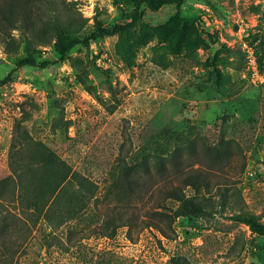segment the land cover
<instances>
[{
    "label": "rangeland",
    "instance_id": "obj_1",
    "mask_svg": "<svg viewBox=\"0 0 264 264\" xmlns=\"http://www.w3.org/2000/svg\"><path fill=\"white\" fill-rule=\"evenodd\" d=\"M65 1L76 2L87 31L95 19L125 21L129 9V0ZM174 12L172 4L140 6L139 25L147 32L135 31L130 67L116 52L115 36H105L70 51L78 70L43 48L45 67H20L0 83V180L11 174V147L22 146L25 131L97 187L78 216L56 219L53 230L27 223L9 205L17 226L5 237L7 248L0 246V264H172L175 257L188 264L264 263V236L232 218L244 210L264 222V0H183V35L174 29ZM16 56L0 44V78ZM211 60L223 76L220 84L209 78ZM77 75H85L88 86ZM158 134L190 136L197 151L220 135L229 141L225 171L201 166L213 187L219 183L229 194L224 210L174 220L172 211L112 189L119 157ZM210 194L219 199L216 188ZM157 197L154 189L152 201ZM123 204L128 222H110L109 235L108 209Z\"/></svg>",
    "mask_w": 264,
    "mask_h": 264
},
{
    "label": "trees",
    "instance_id": "obj_2",
    "mask_svg": "<svg viewBox=\"0 0 264 264\" xmlns=\"http://www.w3.org/2000/svg\"><path fill=\"white\" fill-rule=\"evenodd\" d=\"M143 4L152 10L172 4L175 8L172 17L174 29L179 35L185 33L188 21L181 14L183 0H129L125 21L103 24L95 19L92 31L86 30L87 19L77 9L75 1L0 0V44L5 53L17 54L13 69L0 78V83L9 81L11 72L20 67H45L49 61L39 60L43 48H51L56 62L68 60L78 70L81 63L77 57L70 56V51L77 45L88 46L90 42L105 36H115L117 54L127 67L132 66V44L137 38L135 31L140 34L147 32L139 25L140 6ZM20 49L21 54H18ZM206 66L209 68V78L215 84L222 83L223 76L215 61H207ZM77 78L88 86L85 75L83 78L77 75ZM90 89L89 86L87 90L91 92ZM15 127L17 133L21 132L20 124ZM170 135L158 134L152 142L140 145L137 151H125L118 159L112 189H117L128 199L134 197L141 203L152 202L156 208L168 209L172 211L174 220L224 210L229 204V194L221 191L219 183L213 187L210 174L201 166L225 171L232 154L229 141L220 135L214 144L204 143L197 151L194 138ZM19 138L24 143L22 146L19 144L20 147L12 144L13 153L9 154L11 174L0 180V235H4L0 246L3 249L8 246L5 237L17 226L13 208H18L27 223L36 226L40 221L53 230L59 225L56 219L78 216L94 198L97 189L92 181L73 169L43 142L33 140L25 131L22 136L19 134ZM186 188H190L192 194H187ZM212 188H216L218 200L211 196ZM154 189H157L158 197L152 201ZM126 205H115L108 209L109 216L105 218L106 227L111 228L108 234L114 230L110 222H128L122 210ZM166 216L169 217V214L166 213ZM232 218L264 236L261 217L242 210L233 212ZM158 230L165 234L162 229ZM170 262L188 264L185 258L175 257Z\"/></svg>",
    "mask_w": 264,
    "mask_h": 264
},
{
    "label": "built area",
    "instance_id": "obj_3",
    "mask_svg": "<svg viewBox=\"0 0 264 264\" xmlns=\"http://www.w3.org/2000/svg\"><path fill=\"white\" fill-rule=\"evenodd\" d=\"M254 62V58L252 57V59H251V63H253Z\"/></svg>",
    "mask_w": 264,
    "mask_h": 264
}]
</instances>
